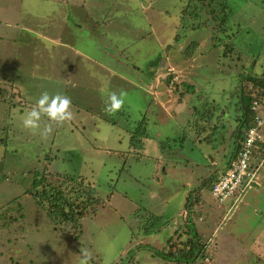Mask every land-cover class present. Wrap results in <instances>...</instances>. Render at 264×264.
<instances>
[{"label": "rangeland", "instance_id": "obj_1", "mask_svg": "<svg viewBox=\"0 0 264 264\" xmlns=\"http://www.w3.org/2000/svg\"><path fill=\"white\" fill-rule=\"evenodd\" d=\"M210 1L218 11L221 0ZM196 5L0 0V264H79L81 247L91 253L89 264H177L154 251L168 255L167 240L188 235L210 253L215 247V255L179 264H264V236L253 242L264 234V192L248 190L231 207L232 199L218 202L208 187L228 163L241 122L223 108L225 126L216 133L212 123L206 140L190 124L198 97L221 105L245 82L241 74L264 76V1L227 0L237 59L212 39L221 32L209 13L191 17ZM230 35L223 36L228 43ZM44 91L69 97L74 113L47 139L40 135L46 117L35 134L21 123ZM121 91L124 106L107 114L108 95ZM142 117L147 137L138 153L130 135ZM46 173L53 184L68 181L65 193L81 182L102 199L78 219L81 230L48 217L71 204L46 199L45 184L34 187ZM42 187L45 197L32 195ZM196 193L204 202L190 208L191 226L201 241L188 222L187 202ZM151 217L162 224L151 227Z\"/></svg>", "mask_w": 264, "mask_h": 264}, {"label": "trees", "instance_id": "obj_2", "mask_svg": "<svg viewBox=\"0 0 264 264\" xmlns=\"http://www.w3.org/2000/svg\"><path fill=\"white\" fill-rule=\"evenodd\" d=\"M264 1V0H262ZM199 5H196L194 7H198V9H195L193 12H191L192 16L191 17H199L200 13L205 12L209 13L211 15L213 23H215V29L220 31L221 34H218L214 36L212 39L213 40H219L220 43L228 45L226 49L223 50V54H227L230 58H235L237 59V55H233L232 52L233 50H236L235 44L231 41L232 36L230 33L227 32V17L229 16L230 12L226 9L227 8V0H221L220 7L217 11V8H214L213 2L210 0H198ZM194 5V4H193ZM184 14H186L187 10L182 11ZM230 35V43H228L223 36L229 37ZM235 52V51H234ZM233 55V57H231ZM239 58H241V55H239ZM235 61V60H234ZM256 61V58H254L251 61L250 66H254ZM230 65V64H229ZM250 72V71H248ZM173 74V73H172ZM248 76L245 79V82H243L242 86H239L236 84L237 90H235V87L230 90V92L227 94V96L224 98V101L227 100L228 105H223L224 101H222V104H214L213 101L209 100H204L203 97H198L199 98V106L195 107V113L197 114L196 118L193 120H190V124H195L197 126V135L199 137H202L203 140H206L207 137L210 135L211 129L209 130V126L212 123H215V127L213 130H216V133L218 132L217 129H222L225 124L221 123L223 119V113H221L220 110L223 108L226 109L232 108L233 110V119L236 122H241L243 120V123L240 126V129L238 130V136L237 139L235 140V143L238 141V145L241 144V142L245 138V133L247 129H249L250 126L254 124V119L256 115H261L262 109H264V76L260 77H254L251 75L249 77L248 74H241ZM254 77V78H253ZM171 79V75L166 76L165 80L169 82ZM247 82V83H246ZM251 84V85H249ZM5 92V90H4ZM257 102V105L254 107V102ZM205 103L207 104L208 107L205 106ZM210 106V107H209ZM217 111L216 117H213V112ZM203 112V113H201ZM223 112V111H222ZM215 118V119H214ZM201 120H206V122L201 121ZM220 122L219 128H217V123ZM146 123V118L142 117L138 123L136 129L131 133L130 135V147L134 148V151L141 152V150L145 147V141L144 138L147 137V130L144 128ZM258 132L264 135V123L258 128ZM235 130L232 131L231 137L232 139L234 138ZM236 137V135H235ZM172 138H167L166 141L170 140ZM224 139V138H222ZM234 143V141H233ZM235 146V144H234ZM231 155V154H230ZM139 158V157H138ZM227 165V164H226ZM47 174V173H46ZM43 175L40 180H37L36 183L34 184V187H39L38 184H45V188L42 187L39 190V195L38 193H35L34 190L37 189L35 188L31 193L34 196H39V197H45L44 191L42 189L44 188L47 193V198L49 201L52 202V199L55 201H61V205L67 204L69 202L71 205H69V208L67 211L65 208L62 206H58V211H53L51 213H47L48 217L54 221L57 218H62L64 220L65 225H70V227H74L75 229L81 230V225H78L77 221L78 219H81L82 217L88 216L89 210L94 213L95 210V205L97 203H101V198H99L95 192V190L90 187L84 186L81 182L78 183V189L75 187H70L69 191L65 193L64 185L66 186L68 181L62 180L60 184H53L51 182V177L50 174ZM215 174V173H214ZM58 175V174H57ZM217 175V174H216ZM215 175V177H216ZM214 177V179H215ZM58 179V176L56 177ZM54 179L53 181H55ZM71 181L72 178L69 177ZM213 183V182H212ZM76 186V187H77ZM33 187V188H34ZM80 187V188H79ZM209 189H212V184H208ZM211 192V191H210ZM200 194V193H199ZM74 204H72V203ZM204 199L198 193L195 194L194 200L191 205V210L197 209V206L203 205ZM49 206L51 207V203H49ZM52 209V208H51ZM94 210V211H93ZM64 217V218H63ZM161 218L159 217H151L147 220V222L151 225V227H158V222H160ZM56 222V221H54ZM148 231L145 230L144 233H147ZM196 236L198 239L201 241V235L195 230ZM187 234H189L187 232ZM169 248H168V255L172 256L173 258L176 257H184V258H189L193 253L197 252L196 249V244L194 241V237L191 235H188L184 240H178L176 243L172 244L171 243V238L167 240ZM174 245L175 247H178L176 251H174ZM199 252L196 256L195 259L191 262H182V263H193L198 260H201L207 256L210 255V257H214L215 255V250L216 248L213 247L212 253L209 252V249L207 248V245L204 244V242H200L199 245ZM174 260V259H171ZM199 261V262H201ZM168 262V261H167ZM176 262L179 264L181 261H172ZM202 264V263H201Z\"/></svg>", "mask_w": 264, "mask_h": 264}, {"label": "built area", "instance_id": "obj_3", "mask_svg": "<svg viewBox=\"0 0 264 264\" xmlns=\"http://www.w3.org/2000/svg\"><path fill=\"white\" fill-rule=\"evenodd\" d=\"M256 105L255 101L254 107ZM263 123L264 114L256 115L233 158L218 171L211 189V195L218 202L232 199L236 203L248 190L257 186V178L264 170V135L258 132Z\"/></svg>", "mask_w": 264, "mask_h": 264}, {"label": "clouds", "instance_id": "obj_4", "mask_svg": "<svg viewBox=\"0 0 264 264\" xmlns=\"http://www.w3.org/2000/svg\"><path fill=\"white\" fill-rule=\"evenodd\" d=\"M125 96L126 93L123 91L119 94L111 92L105 101L104 111L109 115L119 112L124 106ZM43 117H46L49 123L40 131V135L42 139H47L53 132V125L60 127L74 119L70 98L60 93L42 92L35 105L22 116V126L35 134L41 128L40 122ZM79 255V264H89L91 253L87 248L81 247Z\"/></svg>", "mask_w": 264, "mask_h": 264}, {"label": "water", "instance_id": "obj_5", "mask_svg": "<svg viewBox=\"0 0 264 264\" xmlns=\"http://www.w3.org/2000/svg\"><path fill=\"white\" fill-rule=\"evenodd\" d=\"M242 123H243V120L241 121L240 126H241ZM237 132H238V130H237ZM237 136H238V133H237V135H236L235 140L237 139ZM237 148H238V141H237L236 144H235L234 150H233V152H232V155L230 156L229 161H230V160L233 158V156L235 155V153H236V151H237ZM229 161H228V163H229ZM192 198H193V194L190 195V197H189V202H187V210H188V215H189V216H188V222H189L190 233H192V234L195 236L196 233H195L194 229H193L192 226H191L192 224H191V216H190V205H191ZM196 247H197V249H196L197 252L193 253L189 258H184V257H180V258H179V257H176V258H173L172 256H169V255H167V254H164V253H162L161 251H158V250H155L154 253L157 254V255H160V256H162V257H164V258H166L167 260L174 259L175 261L191 262V261H193V259L196 258L197 254H198V252H199V244H197V241H196ZM174 260H171V261H174ZM121 264H125V263H121Z\"/></svg>", "mask_w": 264, "mask_h": 264}, {"label": "crops", "instance_id": "obj_6", "mask_svg": "<svg viewBox=\"0 0 264 264\" xmlns=\"http://www.w3.org/2000/svg\"><path fill=\"white\" fill-rule=\"evenodd\" d=\"M89 59H90V57H89ZM262 112H263V114H264V109H262ZM223 169V168H222ZM264 172V171H263ZM262 172V173H263ZM255 189H256V191H262V192H264V177H263V179L262 180H260V182L258 181V184H257V186H255L254 187ZM253 189V188H252ZM251 190V189H250ZM247 193V192H246ZM245 193V194H246ZM246 196V195H245ZM244 196V197H245ZM244 197L243 198H241V200L240 201H238L239 203L240 202H242L243 201V199H244ZM224 202V201H223ZM222 202V203H223ZM237 203V202H236ZM236 203H233V201H232V203H231V207L232 206H236ZM260 236H264V234L261 232L258 236H256V237H254V240H253V242L255 243V242H258V239H259V237ZM262 243H264V241L262 242ZM159 250H162V249H159ZM171 262V261H170ZM212 264H216V262H214V260H213V263Z\"/></svg>", "mask_w": 264, "mask_h": 264}]
</instances>
